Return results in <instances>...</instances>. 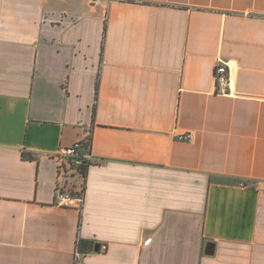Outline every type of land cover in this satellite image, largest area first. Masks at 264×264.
<instances>
[{
    "label": "crops",
    "instance_id": "0c3cea01",
    "mask_svg": "<svg viewBox=\"0 0 264 264\" xmlns=\"http://www.w3.org/2000/svg\"><path fill=\"white\" fill-rule=\"evenodd\" d=\"M0 264H264V0H0Z\"/></svg>",
    "mask_w": 264,
    "mask_h": 264
},
{
    "label": "built area",
    "instance_id": "2783aa9c",
    "mask_svg": "<svg viewBox=\"0 0 264 264\" xmlns=\"http://www.w3.org/2000/svg\"><path fill=\"white\" fill-rule=\"evenodd\" d=\"M227 69L219 64L214 70V80L221 92H226ZM192 133H184L180 139H189ZM57 159V182L55 185L54 202L59 205H70L73 201L82 200L83 170L93 160L90 151V139H79L72 145L62 147L53 155ZM102 250L107 249L106 244L101 245Z\"/></svg>",
    "mask_w": 264,
    "mask_h": 264
},
{
    "label": "water",
    "instance_id": "95a60500",
    "mask_svg": "<svg viewBox=\"0 0 264 264\" xmlns=\"http://www.w3.org/2000/svg\"><path fill=\"white\" fill-rule=\"evenodd\" d=\"M214 250V243L211 241H206L205 243V254H212Z\"/></svg>",
    "mask_w": 264,
    "mask_h": 264
},
{
    "label": "trees",
    "instance_id": "16d2710c",
    "mask_svg": "<svg viewBox=\"0 0 264 264\" xmlns=\"http://www.w3.org/2000/svg\"><path fill=\"white\" fill-rule=\"evenodd\" d=\"M23 157L24 158H29V159H31L32 158V156H29V155H26V154H23ZM86 168L87 167H85V169L83 170V172H84V174H85V172H86ZM82 245H83V242L82 241H79V244H78V250L79 251H81L82 250Z\"/></svg>",
    "mask_w": 264,
    "mask_h": 264
}]
</instances>
